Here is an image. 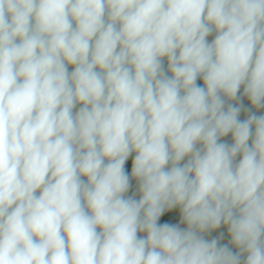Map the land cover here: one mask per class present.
<instances>
[{
	"label": "clouds",
	"instance_id": "clouds-1",
	"mask_svg": "<svg viewBox=\"0 0 264 264\" xmlns=\"http://www.w3.org/2000/svg\"><path fill=\"white\" fill-rule=\"evenodd\" d=\"M253 109L264 0H0V264H264Z\"/></svg>",
	"mask_w": 264,
	"mask_h": 264
},
{
	"label": "crops",
	"instance_id": "crops-1",
	"mask_svg": "<svg viewBox=\"0 0 264 264\" xmlns=\"http://www.w3.org/2000/svg\"><path fill=\"white\" fill-rule=\"evenodd\" d=\"M165 67L167 66V61H166V59H165ZM71 70V69H70ZM197 83L199 84V85H201V86H203V82H202V79H198V81H197ZM242 91H243V89H241V93H242ZM238 95H240V93H238ZM243 104L245 105V107L247 108V107H251V105H250V102L247 100V98L246 97H243ZM253 111H255L256 112V114L257 115H264V109H260V110H256V109H253ZM246 116H247V114L245 113V112H241V115H240V119L241 120H243V119H246ZM224 141H227L228 143H231L232 141H231V134H229V136H227V137H224V138H222ZM238 159H239V157H238ZM131 188H130V190H129V193H128V195H132V194H134L135 193V195H136V198L138 199L139 198V193L136 191V189H137V182L134 180V181H131ZM170 212V211H169ZM181 227H186V226H182V225H180ZM216 231L220 234V233H224V235H223V237H230V235L228 234V232H227V227L226 226H221L219 229H216ZM140 235H145L144 233H141ZM231 238V237H230Z\"/></svg>",
	"mask_w": 264,
	"mask_h": 264
},
{
	"label": "rangeland",
	"instance_id": "rangeland-1",
	"mask_svg": "<svg viewBox=\"0 0 264 264\" xmlns=\"http://www.w3.org/2000/svg\"><path fill=\"white\" fill-rule=\"evenodd\" d=\"M160 223H164V222H169V223H173V224H179L180 223V213H179V209H173L171 210L170 212H166L162 217H161V220L159 221ZM182 226H186L184 224H180ZM220 234L216 231V230H213L212 232L210 233H207L206 234V238L211 240L213 238H216V237H219ZM230 237H222L220 239V244L223 245V244H229L230 247H232V250L233 252H236L238 251V249H236L234 246H232L230 244ZM243 259V258H242Z\"/></svg>",
	"mask_w": 264,
	"mask_h": 264
},
{
	"label": "trees",
	"instance_id": "trees-1",
	"mask_svg": "<svg viewBox=\"0 0 264 264\" xmlns=\"http://www.w3.org/2000/svg\"><path fill=\"white\" fill-rule=\"evenodd\" d=\"M214 36L215 34L213 33L212 35L208 37L209 42H211V40L214 39ZM134 155L135 154L129 157V160L126 162V165H125L126 171L129 173V175L131 174V161L134 158ZM132 181H134V179Z\"/></svg>",
	"mask_w": 264,
	"mask_h": 264
}]
</instances>
